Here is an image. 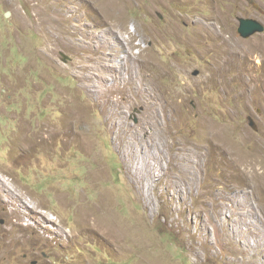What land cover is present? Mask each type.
I'll list each match as a JSON object with an SVG mask.
<instances>
[{
    "label": "rangeland",
    "instance_id": "rangeland-1",
    "mask_svg": "<svg viewBox=\"0 0 264 264\" xmlns=\"http://www.w3.org/2000/svg\"><path fill=\"white\" fill-rule=\"evenodd\" d=\"M240 17L264 0H0V264H264Z\"/></svg>",
    "mask_w": 264,
    "mask_h": 264
},
{
    "label": "water",
    "instance_id": "water-1",
    "mask_svg": "<svg viewBox=\"0 0 264 264\" xmlns=\"http://www.w3.org/2000/svg\"><path fill=\"white\" fill-rule=\"evenodd\" d=\"M240 21V25H239V33L242 37L244 38H249L252 35H254L257 32H263L264 31V23L261 22L258 19H254V18H245V17H240L239 18ZM64 55V61H68L69 56L65 53H63ZM200 70L196 69L194 71V75L198 76L200 74ZM139 119H136V122H138ZM250 125L257 131H259V125L257 124V122L255 121L254 118H250ZM1 223H4V220L0 221Z\"/></svg>",
    "mask_w": 264,
    "mask_h": 264
},
{
    "label": "clouds",
    "instance_id": "clouds-1",
    "mask_svg": "<svg viewBox=\"0 0 264 264\" xmlns=\"http://www.w3.org/2000/svg\"><path fill=\"white\" fill-rule=\"evenodd\" d=\"M254 3V2H253ZM245 18H250V17H245ZM255 19V18H254ZM240 22V21H239ZM69 56V55H68ZM70 58V57H69ZM69 60V59H68ZM67 62V61H66ZM200 70V69H199ZM194 74V73H193ZM195 76V75H194ZM134 116H136V118H135V122H136V119L138 118L137 116V114L135 113V115ZM254 118L253 116H249L248 118H249V121H250V118ZM139 119V118H138ZM255 119V118H254ZM256 121V120H255ZM139 122V121H138ZM257 122V121H256ZM250 123V122H249ZM258 124V123H257ZM251 126V125H250ZM252 127V126H251ZM253 128V127H252ZM254 129V128H253ZM259 129H260V127H259ZM255 130V129H254ZM257 131V130H256ZM260 131V130H259ZM71 179V178H70ZM69 179V180H70ZM69 180H67V182L69 181ZM66 186L68 187V188H71L68 184H66ZM0 224H3V223H1L0 222ZM44 252L47 254V251H42V255H45V256H47L46 254H44ZM25 255V258H27V255L26 254H24ZM39 262H40V260L39 259H35L33 262H32V264H39Z\"/></svg>",
    "mask_w": 264,
    "mask_h": 264
},
{
    "label": "bare ground",
    "instance_id": "bare-ground-1",
    "mask_svg": "<svg viewBox=\"0 0 264 264\" xmlns=\"http://www.w3.org/2000/svg\"><path fill=\"white\" fill-rule=\"evenodd\" d=\"M79 120H80V119H79ZM79 120H78V121H79ZM80 121H81V120H80Z\"/></svg>",
    "mask_w": 264,
    "mask_h": 264
},
{
    "label": "flooded vegetation",
    "instance_id": "flooded-vegetation-1",
    "mask_svg": "<svg viewBox=\"0 0 264 264\" xmlns=\"http://www.w3.org/2000/svg\"><path fill=\"white\" fill-rule=\"evenodd\" d=\"M44 254H46V253L44 252Z\"/></svg>",
    "mask_w": 264,
    "mask_h": 264
}]
</instances>
